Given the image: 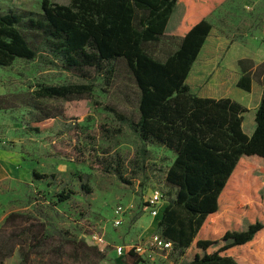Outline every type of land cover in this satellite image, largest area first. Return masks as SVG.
I'll return each mask as SVG.
<instances>
[{
  "label": "trees",
  "instance_id": "1",
  "mask_svg": "<svg viewBox=\"0 0 264 264\" xmlns=\"http://www.w3.org/2000/svg\"><path fill=\"white\" fill-rule=\"evenodd\" d=\"M226 1L70 0L59 4L43 0L41 11L17 7L0 13V66L42 56L81 76L88 77V68L105 72L111 84L114 62L126 60L139 89V117L108 109L144 145H159L175 154L165 171L173 197L164 190L167 204L158 217L157 233L173 242L178 264H252L264 254V182L253 174L259 166L264 168V66L257 72L253 63L244 67L240 60L243 76L238 87L250 91L255 78L263 85L252 135L243 129L247 107L232 98L197 96L186 82L212 30L208 17ZM161 37L180 40L177 50L163 61L145 47ZM92 91V84L86 83L38 84L28 103L33 110L29 130L39 134L56 118L41 105L42 99L72 100ZM105 127L112 136L122 131ZM147 152L143 147L142 158ZM124 163L118 154L101 160L104 170L130 183L123 174ZM31 176L39 181L55 174L33 169ZM81 188L92 191L84 182ZM74 193L73 189L62 191L58 200L66 201ZM0 235V264L16 251L28 260L52 244L46 223L31 214H8ZM66 249L75 257L86 250L105 258L98 246L62 232L49 251L62 257ZM127 260L143 262L133 253Z\"/></svg>",
  "mask_w": 264,
  "mask_h": 264
},
{
  "label": "rangeland",
  "instance_id": "2",
  "mask_svg": "<svg viewBox=\"0 0 264 264\" xmlns=\"http://www.w3.org/2000/svg\"><path fill=\"white\" fill-rule=\"evenodd\" d=\"M42 1L0 0V13L17 7L41 11ZM208 20L212 30L205 50L216 45L221 61L226 57L231 61L239 59L241 68L243 59L242 66L250 67L253 63L257 72L262 69L264 61L256 63L254 58L263 54L264 0H227ZM179 44V39L161 37L145 47L152 56L163 61ZM57 63L50 64L39 56L33 60L18 58L9 66H0V162H8V167L14 164L29 169L31 174L33 169L55 174L35 181L32 176L8 177L0 170V228L11 212L31 214L46 223L52 237L50 247L58 243L63 232L69 237L84 239L88 245L98 246L105 258L99 259L97 254L86 250L75 257L70 249L58 257L47 246L32 253L28 260L16 251L5 264H52L51 261L55 264H131L127 255L117 254L116 247L159 231V218H152L144 210V199L155 187L167 190L169 197H173L165 182V171L175 154L159 145H144L135 132L108 109L115 107L134 119L139 117V89L125 59L114 62L116 70L111 84L107 83L105 72L88 68V77H85ZM71 83L92 84L93 91L72 100L42 99L41 105L51 109L56 118L48 121L39 134L29 130L33 110L28 103L37 85ZM235 86L233 83L232 88ZM251 118L254 121V112L248 111L245 123ZM102 125L122 131L112 136ZM245 126L247 133L251 127ZM143 147L148 151L145 158L141 156ZM116 154L125 160L123 174L130 183L101 166L103 157ZM253 174L264 182L263 167L259 166ZM82 182L91 187L90 193L81 188ZM67 189L75 193L60 202L58 194ZM117 211L123 219L119 226L114 223ZM178 258V253L171 250L159 252L139 264H167L169 261L178 264ZM251 263L264 264V254Z\"/></svg>",
  "mask_w": 264,
  "mask_h": 264
},
{
  "label": "crops",
  "instance_id": "3",
  "mask_svg": "<svg viewBox=\"0 0 264 264\" xmlns=\"http://www.w3.org/2000/svg\"><path fill=\"white\" fill-rule=\"evenodd\" d=\"M206 41L189 72L186 82L189 84L191 91L197 96L216 99L232 98L247 107L248 111H253L254 121L252 118L248 119L246 123L243 120L244 131H246L244 124L246 126L248 125L251 129L247 134L252 135L256 128L255 117L262 98L263 85L255 78L252 81V88L250 91L238 87L237 83L243 76L242 69L239 67L237 61L239 59L231 61L230 57H226L221 61L222 57L216 53V45L209 49H204ZM262 50L263 54L254 58L256 63L264 61V47H262ZM220 61L221 63L219 64ZM229 63L235 64V66H230ZM233 83L236 85L234 88H232ZM0 163L1 172L8 177L24 176L25 178H29L32 175L29 169H21L20 166L14 164H12V167H8V162L5 163L4 161H1ZM153 233L154 232L151 234ZM151 234L144 235L140 239L149 237ZM168 263L177 264L171 261Z\"/></svg>",
  "mask_w": 264,
  "mask_h": 264
},
{
  "label": "built area",
  "instance_id": "4",
  "mask_svg": "<svg viewBox=\"0 0 264 264\" xmlns=\"http://www.w3.org/2000/svg\"><path fill=\"white\" fill-rule=\"evenodd\" d=\"M167 204L164 190L155 187L144 199V210L149 212L152 217L158 218ZM114 223L115 226L122 224L123 219L120 211H117ZM173 249V242L165 239L162 235L154 232L149 237L140 239L136 242H129L116 247L117 254L120 256L134 254L139 256L143 261L150 260L157 253H169Z\"/></svg>",
  "mask_w": 264,
  "mask_h": 264
}]
</instances>
